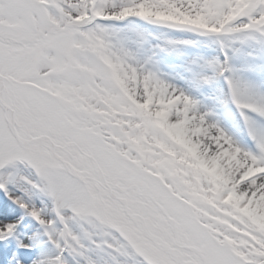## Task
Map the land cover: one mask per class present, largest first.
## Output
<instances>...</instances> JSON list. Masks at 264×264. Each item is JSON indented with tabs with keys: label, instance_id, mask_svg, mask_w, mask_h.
<instances>
[{
	"label": "snow or ice",
	"instance_id": "1",
	"mask_svg": "<svg viewBox=\"0 0 264 264\" xmlns=\"http://www.w3.org/2000/svg\"><path fill=\"white\" fill-rule=\"evenodd\" d=\"M0 192V264H264V0H0Z\"/></svg>",
	"mask_w": 264,
	"mask_h": 264
},
{
	"label": "rangeland",
	"instance_id": "2",
	"mask_svg": "<svg viewBox=\"0 0 264 264\" xmlns=\"http://www.w3.org/2000/svg\"><path fill=\"white\" fill-rule=\"evenodd\" d=\"M209 104L212 103L211 100H208L207 101ZM231 121H229V125L231 126ZM0 198H2L3 200H7V197L3 195L2 192H0ZM38 201L42 202V199L39 198V197H35V202L38 204ZM39 202V203H40ZM8 203L11 205V201H8ZM42 206H43V203H41ZM14 207H16L15 205H13ZM16 211L20 214V215H23V211L20 210V209H16ZM26 221H27V227L30 225L31 229L33 230H36L38 228V225H36V223L34 221L31 220V218H29V221H28V218H26Z\"/></svg>",
	"mask_w": 264,
	"mask_h": 264
},
{
	"label": "bare ground",
	"instance_id": "3",
	"mask_svg": "<svg viewBox=\"0 0 264 264\" xmlns=\"http://www.w3.org/2000/svg\"><path fill=\"white\" fill-rule=\"evenodd\" d=\"M231 124H232V123H231ZM39 202H40V201H38V205H39V206H42V204H41L42 202H40V203H39ZM12 207H13L15 210L17 209V208L14 207L13 205H12ZM28 221H29V218H28ZM28 227L31 228L30 225H29ZM32 230H33V229H32Z\"/></svg>",
	"mask_w": 264,
	"mask_h": 264
}]
</instances>
